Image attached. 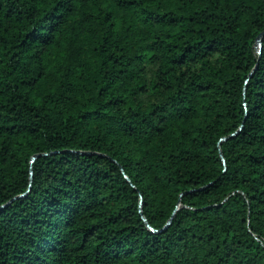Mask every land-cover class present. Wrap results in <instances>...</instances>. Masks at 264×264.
I'll use <instances>...</instances> for the list:
<instances>
[{
    "label": "trees",
    "instance_id": "16d2710c",
    "mask_svg": "<svg viewBox=\"0 0 264 264\" xmlns=\"http://www.w3.org/2000/svg\"><path fill=\"white\" fill-rule=\"evenodd\" d=\"M263 32L264 0H0V264H264Z\"/></svg>",
    "mask_w": 264,
    "mask_h": 264
},
{
    "label": "water",
    "instance_id": "95a60500",
    "mask_svg": "<svg viewBox=\"0 0 264 264\" xmlns=\"http://www.w3.org/2000/svg\"><path fill=\"white\" fill-rule=\"evenodd\" d=\"M264 35V32L263 33H261L260 35H259V37H258V39H257V53H258V55H260V53H261V37ZM232 136H234V134L233 135H231L230 137H232ZM223 140H225V139H223ZM40 156H42V155H36V156H34V158L33 159H36V158H38V157H40ZM30 174H31V172H30ZM140 214H141V212H140ZM142 215V214H141ZM170 223V221L168 222V224ZM167 224V225H168Z\"/></svg>",
    "mask_w": 264,
    "mask_h": 264
}]
</instances>
